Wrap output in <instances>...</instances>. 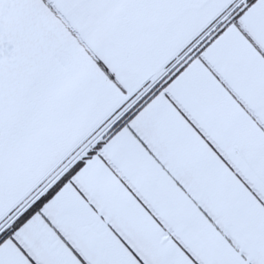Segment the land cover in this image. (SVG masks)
<instances>
[{
  "label": "snow or ice",
  "instance_id": "obj_1",
  "mask_svg": "<svg viewBox=\"0 0 264 264\" xmlns=\"http://www.w3.org/2000/svg\"><path fill=\"white\" fill-rule=\"evenodd\" d=\"M0 264H264V0H0Z\"/></svg>",
  "mask_w": 264,
  "mask_h": 264
}]
</instances>
